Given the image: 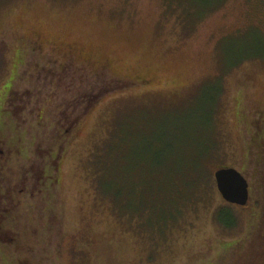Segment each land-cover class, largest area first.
Here are the masks:
<instances>
[{"label":"rangeland","instance_id":"374dc122","mask_svg":"<svg viewBox=\"0 0 264 264\" xmlns=\"http://www.w3.org/2000/svg\"><path fill=\"white\" fill-rule=\"evenodd\" d=\"M37 36L43 54L25 53ZM257 112L264 116V0H0V264H13L10 248L28 232L44 237L42 264H214L261 218L259 166L246 150ZM114 130L214 141L218 155L204 164L241 172L248 206L224 203L213 181L172 228L118 217L90 174ZM16 135L19 149L9 148ZM45 149L60 154L51 188L37 181L50 166ZM222 207L231 225L216 220Z\"/></svg>","mask_w":264,"mask_h":264},{"label":"trees","instance_id":"16d2710c","mask_svg":"<svg viewBox=\"0 0 264 264\" xmlns=\"http://www.w3.org/2000/svg\"><path fill=\"white\" fill-rule=\"evenodd\" d=\"M246 126L253 135H250L246 150L248 155L255 151L254 162L259 166L261 197L258 210L261 218L249 240L236 242L214 264H264L263 113L254 114ZM154 135L142 130H114L111 137L94 151L90 174L98 201L107 199L118 217L121 218L122 214L133 218L136 226L161 230L176 226L186 207L198 205L204 193L212 190L213 172L223 166L212 168L210 164H204L215 158L218 151L214 141L207 142L198 133H184L173 142L163 134ZM222 212L230 213L232 221H224ZM215 218L223 225L233 222L229 207L215 211ZM43 241L44 237L34 232H28L22 240L15 241L10 250L11 253L15 251L18 258L12 260L13 264H20L22 259L19 256L23 254L31 256L33 264H42L43 261L37 262L40 257L36 252L42 249ZM42 257H45L44 252Z\"/></svg>","mask_w":264,"mask_h":264},{"label":"flooded vegetation","instance_id":"af4514ba","mask_svg":"<svg viewBox=\"0 0 264 264\" xmlns=\"http://www.w3.org/2000/svg\"><path fill=\"white\" fill-rule=\"evenodd\" d=\"M27 43H25L24 45V51L26 53L27 52H30V54H37L40 53V54H43V41L40 37H35V38H32V39H27L26 40ZM71 47V46H70ZM73 48H69V52H72ZM56 52V51H55ZM68 54V52H66L64 55V60L63 62L57 64L59 67H60V72H66L67 70V66H69L68 64V57H66ZM52 53L49 54V56L51 57ZM51 58H49L48 60H50ZM56 58L53 57V60H51V62H56L55 60ZM62 70V71H61ZM77 70V68H76ZM96 73V72H95ZM97 74V73H96ZM11 88V86H10ZM10 90V89H9ZM71 91V90H70ZM67 92V91H66ZM71 93H73V98H74V103L78 102L79 104L84 100L83 98H80V95H79V90L78 88L74 89ZM15 93L12 94V96H14ZM7 97H9L7 95ZM11 99V98H10ZM86 100V99H85ZM77 103V105H78ZM74 109L76 110V107H74ZM73 121H70L69 124H66L65 128L62 129V134H65L67 135L68 132L72 129L73 125L75 124L76 120H77V116L75 118H72ZM15 130V129H13ZM0 134H4V130H0ZM3 140H4V137H1L0 136V144L3 143ZM12 145H9L8 144V147L9 148H17V145H21L22 143V138L18 137V135L15 136V138L13 139V141L11 142ZM19 149V147L17 148ZM8 151H11L10 149ZM20 151V150H19ZM47 151V152H46ZM2 152L0 151V154ZM45 155H47V159L50 161H48V163H50V166L48 165L47 168L45 167L44 170H39L38 172H36L37 174V181L39 182V186L42 188L43 186L47 187L48 185H50L51 181H52V178H53V174L51 172V168H52V165L54 167V169H58V159L60 156V154L58 155L55 151L53 152V150H50L48 151L47 149H45ZM46 159V161H47ZM55 165V166H54ZM51 167V168H50ZM40 188V190H41ZM5 192L6 193H10L9 192V187L8 186H5ZM3 196V192H2V189L0 187V200ZM3 211H7L6 208H2ZM2 215V214H1Z\"/></svg>","mask_w":264,"mask_h":264},{"label":"water","instance_id":"95a60500","mask_svg":"<svg viewBox=\"0 0 264 264\" xmlns=\"http://www.w3.org/2000/svg\"><path fill=\"white\" fill-rule=\"evenodd\" d=\"M213 181L221 198L238 206H245L249 199V184L244 175L233 167H223L213 172Z\"/></svg>","mask_w":264,"mask_h":264}]
</instances>
